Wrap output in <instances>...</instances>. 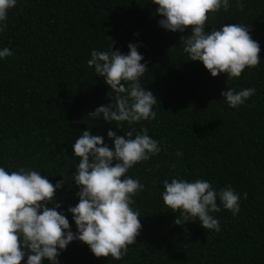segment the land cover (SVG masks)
Listing matches in <instances>:
<instances>
[{"label": "trees", "instance_id": "16d2710c", "mask_svg": "<svg viewBox=\"0 0 264 264\" xmlns=\"http://www.w3.org/2000/svg\"><path fill=\"white\" fill-rule=\"evenodd\" d=\"M242 3L241 10L229 0V10L209 13L205 26L210 32L238 23L258 41L260 64L235 79L213 77L202 62L190 60L180 37L191 28L180 33L161 27L152 0H17L0 22L6 24L0 50L12 52L0 58V167L31 168L53 184L64 179L52 204H61L57 211L71 231H77L68 208L79 202L73 173L80 160L72 145L83 130L113 148L109 130L124 135L135 129L134 138L147 127L161 147L127 173L145 187L132 205L142 228L123 259L97 258L74 240L60 252L59 264H264V0ZM129 43L148 67L140 83L158 102L155 119L118 128L102 115H88L112 100L110 86L87 60L93 50L111 46L128 54ZM228 88L255 93L233 108L221 95ZM173 178L207 180L217 192L231 187L240 195V211L233 215L217 199L221 211L210 214L219 231L204 229L198 219L184 222L181 211H171L162 199L163 182ZM26 261L27 254L21 264ZM43 264L51 262L45 258Z\"/></svg>", "mask_w": 264, "mask_h": 264}, {"label": "clouds", "instance_id": "9594fccd", "mask_svg": "<svg viewBox=\"0 0 264 264\" xmlns=\"http://www.w3.org/2000/svg\"><path fill=\"white\" fill-rule=\"evenodd\" d=\"M152 3L158 5L156 13L162 17L158 21L161 27L180 33L191 28L190 34L180 37L183 51L190 60L202 62L213 77L224 73L227 79H235L246 67L260 64V45L247 26L231 23L219 30L205 31L209 13L221 8L227 12L229 0H152ZM16 4L17 0H0V22L7 20ZM236 7L243 9L242 0H236ZM5 27L6 24H0V31ZM128 48V54L113 50V46L110 51L93 50L87 60L88 67H94L95 73L110 86L112 100L88 115L95 119L102 115L106 122H115L118 128L122 122L131 126L155 119L152 108L158 102L153 92L140 83L148 67L141 63L144 57L138 46L129 43ZM11 55L8 48L0 50V58ZM254 93V88L238 92L228 88L221 95L229 107L235 108ZM134 131L117 135L109 130L107 135L114 143L110 148L103 136L83 130L72 145L74 155L80 158L73 173V180L79 186L76 193L79 202L68 208L76 232L71 231L67 217L57 211L61 204L56 199L52 204L64 179L53 184L31 168L9 172L0 167V264H21L26 254V264H43L45 258L51 264H59L60 252L74 240L88 245L97 258L123 259L142 228L139 211L133 210L132 205L133 197L145 187L127 173L135 164L161 151L159 142L148 135L147 127L141 128L133 138ZM163 186L162 199L167 208L175 213L181 211L184 222L198 219L204 229L220 230L219 221L210 214L221 211L217 199L233 215L240 211V195L231 187L217 192L207 180L188 182L179 178L165 180ZM175 223L181 224V218L177 217Z\"/></svg>", "mask_w": 264, "mask_h": 264}]
</instances>
